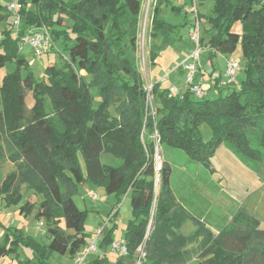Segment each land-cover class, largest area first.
I'll return each instance as SVG.
<instances>
[{"label":"trees","instance_id":"16d2710c","mask_svg":"<svg viewBox=\"0 0 264 264\" xmlns=\"http://www.w3.org/2000/svg\"><path fill=\"white\" fill-rule=\"evenodd\" d=\"M17 1L27 28L46 27L52 39L63 36L68 62L62 68L47 67L44 79L37 81L27 61L17 58L24 30L17 37L3 32L0 68L15 60L18 69L6 75L0 85V165L7 159L15 167L0 181V195L7 205L20 204L22 186L42 196L38 206L26 202L20 213L28 216L36 209L35 218L46 221L50 242L41 245L22 230L6 228L9 232L0 243V260L12 253L18 258L20 247L30 249L33 255H27L21 264H49L52 254L74 259L88 241L84 228L87 211L78 208L74 196L78 185L90 182L107 195H116L119 201L130 196L132 219L124 235L128 253L119 256L115 264H137L139 258V264H264L260 220L240 208L231 223L215 236L177 202L170 164L163 161L157 171V143L143 140L146 131L149 138L156 131L158 146L182 151L210 173L211 159L221 145L247 166L262 160L264 0H214L206 16L202 42L210 47L211 59L233 55L241 48L244 77L238 87H230V93H218L215 98H196L190 93L181 98L170 97L169 89L155 83L150 94L157 100L155 116L150 115L148 92L139 68L128 56L136 49V36L129 43L123 42L130 34L124 24L130 20L136 24L142 0ZM173 2L177 1L155 3L152 39L177 29L161 15L163 6H170L173 13L183 9ZM1 9L0 23L11 16ZM67 20L72 22L69 31L55 29L63 28ZM238 22L242 33L233 30ZM157 56L151 51L152 64ZM81 71L93 75L91 83ZM91 85L100 87L101 103L96 108ZM28 92L33 98L29 109ZM112 107H116L115 114ZM203 125L210 129L209 140L201 132ZM104 155L120 160L121 165L104 163ZM118 214L115 210L111 215L112 228L102 229L98 250H107L114 242ZM188 222L195 229L184 236L180 230ZM150 224L153 227L148 234ZM229 244L234 248H228ZM106 263L105 255L87 261Z\"/></svg>","mask_w":264,"mask_h":264},{"label":"rangeland","instance_id":"374dc122","mask_svg":"<svg viewBox=\"0 0 264 264\" xmlns=\"http://www.w3.org/2000/svg\"><path fill=\"white\" fill-rule=\"evenodd\" d=\"M148 1L149 0H142L143 5L141 15L137 19L136 24L133 25L131 20L130 22L124 24V26L128 28L130 34L123 42L129 43V40L133 35L136 36L137 39L136 49L130 50L128 52V56L138 66L145 83L146 91L148 87H151L155 83L159 82H162V86L174 85L180 88L181 84L185 83V76L180 75L179 71L173 74H170V72L178 66V64L186 57L185 55L188 50L191 49L189 33L191 31L192 17L190 14L186 15V11L184 9H181L179 13H173L170 6H163L161 14L162 17L166 21L177 26V29L173 34H163L162 37L154 40L151 38V15L157 0H151L149 7ZM14 2L15 0H0L2 13L8 12L7 7ZM213 2L214 0H205L204 3H200L198 1V9L202 16L209 15L210 9L214 5ZM173 4L178 5L177 2H173ZM147 12L148 17L146 20ZM15 22L16 18L11 15L8 20L0 23V43L4 31H9L13 37H17L20 32L24 30L26 34L19 42L17 58L25 59L27 61L29 64V71L33 73L34 78L37 81H42L44 79V72L47 67L56 66L58 68H62L65 66L68 62V52L66 50V43L63 42V36H59V38L56 39L53 38L54 50L52 52L38 55L36 53V49L32 45L24 43L23 41L33 29L26 27V21L24 19H21L18 26H15ZM71 25L72 22L67 20L63 28L57 26L55 29L58 31H69ZM241 26L242 25L238 22L233 26V30L239 31L241 30ZM72 36L73 35L71 34L70 37ZM151 51L158 54L155 64H152L150 61ZM205 52L200 58V65L203 69L207 68L209 70L216 69V71H223L227 62L226 56H218L214 58L213 66L211 67L208 57H205ZM1 53H3V49H0V54ZM234 54L235 57L240 59L241 66H243L244 61L242 58L241 48L238 47ZM17 69L18 65L15 60L8 62L5 66L1 67L0 85L6 75L15 73ZM153 69L155 72L154 76L152 75L153 73H151V70ZM21 71L23 75L26 74V70L22 69ZM80 73L88 83L92 82L93 75H89L84 71H81ZM243 77L244 73L239 71L235 77L237 78V84L234 85V88L238 87ZM155 79L156 81H154ZM231 91L232 89H225L221 91V94L225 96ZM90 93L93 98V106L96 108L101 103L100 87L91 85ZM32 101V94L31 92H28L26 97L28 109L31 107ZM148 104L149 111H151L150 115L155 116L157 100L151 99V102H148ZM1 106L0 94V110ZM115 108L116 107L111 108L113 114H115ZM207 131L210 132L209 127L207 125H203L201 132L206 138H208ZM146 139L148 141H154L153 137L149 138L147 131L144 133L143 137L144 141ZM255 147H257V145ZM234 156L238 158L235 153ZM102 160L104 163L112 165L113 167H119L122 163L120 160L114 159L109 155H104ZM163 161L168 162L173 170L172 187L175 191L177 190L179 192L177 194L183 204L187 205L188 208H196L194 209L196 215L202 216L209 225L219 230L231 223V221L229 222L227 212L220 206L216 198L220 194L222 195V188L229 189L231 186L234 187V189L238 188L240 192L244 191L246 188H243L238 180L234 179V183H232L220 174H217L216 179H213L204 166L190 161L182 151L172 149L167 146L160 147L157 145L155 156L157 169L162 166ZM241 162L245 165V168L248 169L247 171L249 174L256 179V182L260 187L255 191L250 189L251 192L249 195H244L238 199L240 208L246 210L247 207H252L261 213L260 217L264 222V150L261 161L251 162L249 166H247L243 161ZM14 170L15 167L13 164L7 159L4 160L0 165V181L3 182L7 174L13 172ZM21 195L22 201L19 205H7L4 202L3 197L0 195V222L4 225V227L0 225V243L4 242L6 232H9L6 228H10L13 229L12 231L14 232L15 229L22 230L26 236L33 237L41 245H48L50 242V238L47 234L48 226L45 220H37L35 218L36 209L28 216L20 213V208L26 202L38 206V204L43 201V197L36 195L25 186H22ZM95 195L98 196L97 199L93 198ZM74 200L79 209L87 211L84 228L85 233L88 236V240L95 236L99 231H102L103 228H112V224H107V220L111 217L114 210H118V225L113 237L114 242L122 241L127 224L132 219L129 195L122 197L119 201L116 198V195L100 193L99 187L94 186L90 182H84L83 184L78 185V192L74 196ZM42 222L45 223V226L42 229H38L37 225ZM13 237L14 236L10 234V238ZM228 248H234V244H229ZM27 255L28 257L33 256L31 250L25 247H20L18 249V258L16 253H12L10 256L1 259L0 264H21V262L25 261ZM98 255H105L107 257L109 263L106 264H115L117 258L120 256L119 253H115L113 251V247L110 245L107 250L99 249L96 257L91 255L88 260L98 258ZM49 264H74V260L68 255L60 256L52 254Z\"/></svg>","mask_w":264,"mask_h":264},{"label":"built area","instance_id":"2783aa9c","mask_svg":"<svg viewBox=\"0 0 264 264\" xmlns=\"http://www.w3.org/2000/svg\"><path fill=\"white\" fill-rule=\"evenodd\" d=\"M148 1V7L150 5ZM186 11L187 14L191 15V31L189 36V41L191 43V49L189 50L186 57L175 67L170 74H173L177 71L180 72V75L185 76V87L178 88L177 86H170L168 89L170 97L180 96L181 98L186 94L190 93L196 98L205 97V92L201 84L197 82V75L199 73V64L202 54L210 49V47L205 46L202 42L203 29L206 25V19L200 14L198 9V0H176ZM8 13L16 18L15 26H18L21 21L19 11L21 5L15 0L14 3L10 4L8 7ZM148 17V12L146 14V20ZM24 43L32 45L36 49L38 55H43L45 53H50L54 50V41L50 34V31L46 27L32 30L28 36L24 38ZM241 62L240 59H228L225 66V71L222 78L219 79V82L216 84L219 88L233 87L236 84V76L239 71H241ZM169 74V75H170ZM168 75V76H169ZM167 76V77H168ZM166 77V78H167ZM165 80V79H163ZM162 80V81H163ZM216 80V79H215ZM162 83V82H160ZM152 87H148V102H151V91ZM152 104V103H151ZM156 141L157 145L159 143L158 134L155 131L152 136ZM157 169V168H156ZM159 171V168L157 169ZM97 199L98 196L93 197ZM115 211V210H114ZM111 218V217H110ZM110 218L108 221H110ZM45 226V223L42 222L37 225L38 229H42ZM101 232L99 231L95 236L87 241V244L77 253L75 256L74 264H87L88 258L98 252V242L101 238ZM113 251L119 253L120 256H126L128 251L126 248V242L124 238L122 241L114 242L112 244Z\"/></svg>","mask_w":264,"mask_h":264},{"label":"crops","instance_id":"0c3cea01","mask_svg":"<svg viewBox=\"0 0 264 264\" xmlns=\"http://www.w3.org/2000/svg\"><path fill=\"white\" fill-rule=\"evenodd\" d=\"M201 3H204L201 2ZM214 4V2H213ZM213 6L211 7L210 11L212 10ZM206 19V16H203ZM237 33H242V26H241V30L239 31H235ZM190 50V49H189ZM188 50V52H189ZM188 52L186 53V55L188 54ZM185 55V56H186ZM207 55V56H206ZM233 55L230 56H226V59H238L237 57ZM221 57V55H216L214 58L216 57ZM205 57H208L210 66H213V59L214 58H210L209 55V51L206 50L205 52ZM225 68L223 71H216V69H203V67L199 64V73L197 75V82L199 84L202 85L204 92H205V97L206 98H215L216 95H222L221 91H223V88H219V86L216 84L217 82H219V79L222 78L223 74H224ZM151 73H153L152 75H155L154 69L151 70ZM238 78V77H237ZM236 78V79H237ZM216 79V80H215ZM156 81V79L154 80ZM237 84V81H236ZM235 84V85H236ZM172 85H165L162 86L163 88H169ZM174 86V85H173ZM185 87V83L181 84L180 88L184 89ZM234 87V86H233ZM227 89H231L230 87H228ZM203 127V126H202ZM201 127V129H202ZM207 137H204L206 140H209L211 137V132L207 131ZM211 168L213 169V173H210L209 170H207L210 175L212 176L213 179H216V175L220 174L222 175L224 178H227L229 180V182L234 183V179L238 180L239 183L242 185L243 188H246L244 191L240 192V190L238 188L234 189V187H229V189H221L222 195L220 194L216 199L218 201V203L220 204L221 207H223V209L227 212L228 214V218H229V222L231 221L233 215L235 214L234 211L236 212L238 209H240V205H239V198L243 197L244 195H249L250 194V189H253V191L257 190L260 186H258L256 179H254L249 172L247 171L248 169L245 168V165L242 164V162L236 158L234 156V153L226 146V145H221L214 157L211 159ZM231 183V184H232ZM171 187H172V179H171ZM174 196L177 200V202L185 209L187 210L194 218L204 222L207 226L208 229L211 230V232L215 235L218 236L220 231H222L224 228H222L221 230L212 227L211 225H209L202 216H198L195 214V210L196 208L193 209V207L188 208L187 205L182 203V200L179 199V195L177 193H179L177 190L175 191L174 188L172 187ZM100 193H106L105 190L103 188H99ZM106 198H110V197H106ZM236 206V207H235ZM246 210L255 218H257L258 220H260L261 223V228L264 229V222L261 219L260 215L261 213L258 212L257 210L253 209L252 207H247ZM233 212V213H232ZM109 220V219H108ZM107 220V221H108ZM114 220L112 221H108L107 224L111 225L113 223ZM116 224H117V219L115 220ZM118 225V224H117ZM228 225V224H227ZM226 225V226H227ZM195 227L193 226V224L191 222L186 223L182 229L180 230V233L184 236H188L190 235L193 231H194ZM124 238V236H123ZM98 252H96L95 254H93L95 257L97 255ZM196 260V257H194L193 261Z\"/></svg>","mask_w":264,"mask_h":264},{"label":"water","instance_id":"95a60500","mask_svg":"<svg viewBox=\"0 0 264 264\" xmlns=\"http://www.w3.org/2000/svg\"><path fill=\"white\" fill-rule=\"evenodd\" d=\"M158 168H159V170H160L161 167H158ZM152 227H153V225L150 224L149 229H148V234H150V232H151V230H152ZM139 262H140V258H139L137 264H139Z\"/></svg>","mask_w":264,"mask_h":264}]
</instances>
